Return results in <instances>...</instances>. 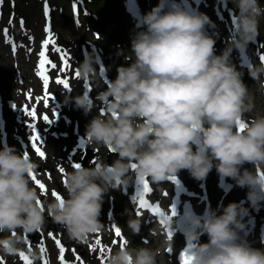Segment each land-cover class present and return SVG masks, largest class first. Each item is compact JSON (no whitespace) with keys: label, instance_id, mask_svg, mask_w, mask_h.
<instances>
[{"label":"clouds","instance_id":"clouds-1","mask_svg":"<svg viewBox=\"0 0 264 264\" xmlns=\"http://www.w3.org/2000/svg\"><path fill=\"white\" fill-rule=\"evenodd\" d=\"M230 2L237 10L235 35L219 55L218 33L209 34L207 28L215 29V24L206 14L189 12L177 0H158L131 37L134 59H125L130 63L116 69L114 80L99 77L94 52L79 63L81 80L103 79L105 87L95 100L84 91L65 96V102L92 116L85 131L88 143L118 158L111 165L97 159L94 167H73L63 182L62 200H41L30 176L38 164L29 154L7 144L0 148V252L22 251L24 234L40 232L49 218L69 239L86 243L104 231L105 195L134 177L160 185L187 170L203 181L215 168L248 188L251 205L264 201V116L246 121L254 106L231 58L234 49H246L260 35L264 7L260 0ZM248 74L264 87V62L252 65ZM97 104L100 113L93 115ZM247 211L231 202L220 214L215 209H206L203 217L185 212L199 229L186 234L191 264H264V247L252 246L242 235L240 217ZM125 212L128 228L138 235L142 217ZM202 234L206 243L199 242ZM31 255L35 258L36 252ZM158 255L154 248L125 244L107 256L106 264H157Z\"/></svg>","mask_w":264,"mask_h":264},{"label":"snow or ice","instance_id":"snow-or-ice-1","mask_svg":"<svg viewBox=\"0 0 264 264\" xmlns=\"http://www.w3.org/2000/svg\"><path fill=\"white\" fill-rule=\"evenodd\" d=\"M0 2H2V0H0ZM45 16H48L49 14V8H48V4L45 3ZM24 21L21 20L20 21V25L21 27L24 26ZM44 31L48 34L47 38L43 40L42 42V46H41V51L38 53V65H37V70H36V74L38 75V77L42 80V86H43V90H44V96H42L40 98L41 102H43L45 104V107L48 106V89H49V85H50V73L48 71V69L46 68V65H50L51 69L56 70L57 69V65L49 59V55H48V51H49V46H53V50L57 53H61V60H62V67L60 68V71H65L67 69L71 68V64L69 63V59L67 58L68 54L66 52H63L60 48L55 47L57 41L55 40V38L53 37V35L51 34V29L49 27H46L44 29ZM4 36L5 38H7V33H8V29H4L3 30ZM7 42V39H6ZM12 51L13 53L16 52V47L13 46L12 47ZM259 59L261 61H264V55H260ZM75 75L77 77H79V72L77 71L75 73ZM55 82L57 84L63 85V87L65 89L69 88V81L66 79H55ZM89 91H91V89H89ZM25 113L32 117L34 120L37 118L38 116V110L36 108H31L30 106L25 107L24 108ZM43 121L45 123H50L51 120L47 115H44L42 117ZM29 127L33 129V134L31 135V148L35 150V153L41 157L44 158L45 157V151L42 150V148L40 147V144L38 142L41 141L40 135L39 133L36 131V124L34 123H30ZM240 127L241 129H243L244 127H246V124L241 122L240 123ZM28 153L26 152V155ZM79 163H74L71 166L73 167H79ZM134 167V166H133ZM61 173H63L65 170L63 168H61L59 170ZM32 181L35 183L36 186H38L39 190L41 191V193H47L48 189L46 187V185L40 180L38 179V177L36 176V174L33 172L30 174ZM169 179H174L173 177H170ZM138 183L142 185V188L138 191V194L136 197H134V201L138 204V209H137V215H140L142 210H149L154 216H159L161 217L160 219V223L163 226H168L171 216H174L176 214L175 211V207L173 206L171 209V215H166L164 213V211H162L161 206L159 204H153L149 202V199L146 198L147 194L151 193L153 191L152 187H150L149 182L146 178H139ZM52 195L54 198H56L57 200H62V194L53 191ZM114 234L115 237L119 238L120 242V246H123L127 243L126 240L123 239L122 237V233H121V229L119 227H114ZM168 238L169 240L172 239V232L170 230H168ZM13 235H15V233H13ZM48 236H50L53 240L54 243L56 245V247L59 250V262L60 264H72L71 261L66 260L65 257V253L66 251H68V249L66 248V246L62 243V240L57 238L53 233L49 232L47 233ZM30 240V237H25L24 242L26 244H28V241ZM118 243L117 240H113V244ZM33 245L29 244V251L31 250V247ZM192 245L189 244L188 247L180 254V264H191V261L193 259V257L190 255V250H191ZM97 249L99 250V253L101 254L100 256V264H105L106 261V257L103 255L106 251L110 252V249H106L103 245H102V241L101 239L97 238L95 239V242L92 244H89V250L92 252H96ZM39 251L41 253V256H44V254L46 253L47 249L45 247V244L43 242H39ZM169 252H171V249H168ZM72 252L75 254V249L72 250ZM20 260H22L24 262V264H34L33 260L29 257V255H27L24 251H20L18 253ZM75 261L77 262V264H84L83 259L78 256L75 255ZM0 264H3V261L0 260ZM43 264H49V261L47 259L43 260Z\"/></svg>","mask_w":264,"mask_h":264},{"label":"rangeland","instance_id":"rangeland-1","mask_svg":"<svg viewBox=\"0 0 264 264\" xmlns=\"http://www.w3.org/2000/svg\"><path fill=\"white\" fill-rule=\"evenodd\" d=\"M1 64H2V67L8 65V67L12 68V60L11 59H2ZM22 64H23V66H26V58L22 60ZM15 74L16 73L14 72V75ZM17 75H18V73H17ZM255 88H256V86H255ZM254 94H255V96L250 95V98H251V102L257 100L255 110H257V111L262 110L264 113V103L262 101H259V100H261V97H260V94H259L257 89L254 91ZM85 260H88V258H85Z\"/></svg>","mask_w":264,"mask_h":264},{"label":"bare ground","instance_id":"bare-ground-1","mask_svg":"<svg viewBox=\"0 0 264 264\" xmlns=\"http://www.w3.org/2000/svg\"><path fill=\"white\" fill-rule=\"evenodd\" d=\"M12 125H17L14 121H13V119H12ZM209 179H211V178H207V180H209ZM181 213L182 212H177V219L179 220V219H181Z\"/></svg>","mask_w":264,"mask_h":264}]
</instances>
